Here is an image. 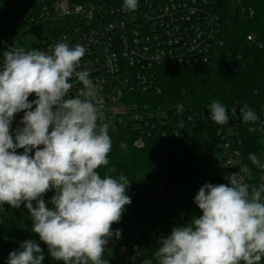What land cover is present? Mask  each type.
<instances>
[{
	"label": "clouds",
	"instance_id": "9594fccd",
	"mask_svg": "<svg viewBox=\"0 0 264 264\" xmlns=\"http://www.w3.org/2000/svg\"><path fill=\"white\" fill-rule=\"evenodd\" d=\"M138 0H123L124 11H135ZM86 49L57 43L43 51L9 47L0 69V207L19 209L23 204L32 222L31 231L47 245L54 261L63 264H109L105 247L115 235L131 181L124 174L101 176L112 151L110 122L102 106L94 102L98 86L87 70L78 71ZM75 76L82 84L70 93ZM34 94L37 99L29 102ZM33 105L35 108L33 110ZM24 112L13 135L16 113ZM216 124L229 122L228 110L219 101L209 108ZM244 124L259 121L247 105L240 107ZM183 127V125H181ZM256 131L255 127L249 128ZM42 146V147H41ZM122 148L127 146L122 144ZM17 149H23L22 154ZM34 150V155H30ZM252 165L264 163L249 153ZM237 162L228 161L229 165ZM227 177L228 184L206 183L194 197L202 215L186 226H176L159 238L158 248L141 264H261L264 260V184L245 182L252 172L247 164ZM54 195L50 209L43 196ZM139 255V253H137ZM39 243L26 240L20 251L9 254L8 264H42Z\"/></svg>",
	"mask_w": 264,
	"mask_h": 264
},
{
	"label": "trees",
	"instance_id": "16d2710c",
	"mask_svg": "<svg viewBox=\"0 0 264 264\" xmlns=\"http://www.w3.org/2000/svg\"><path fill=\"white\" fill-rule=\"evenodd\" d=\"M53 1L0 0V65L10 46L31 50L41 41L62 34L64 20L42 18ZM72 1L85 6L123 4V0ZM217 1L224 46L215 51L213 60L206 65L162 68L161 93L136 97L156 114L165 111L167 124L162 125L157 119L150 136L144 135L145 146L141 149L135 143L142 135L130 123L109 134L110 163L108 168L98 171L103 176L114 166L112 176L124 174L131 181L126 192L131 203L125 206L120 222L114 223L112 230L115 233L122 226L120 237L114 235L113 240L137 247L139 255L136 253L133 264L151 258L159 238L170 235L174 227L186 226L193 216L202 215L194 197L204 184H228V176L243 175L239 172L243 164L252 172L245 182L257 187L264 184V169L248 159V154L254 153L264 163V0ZM250 9L255 12L253 18L246 16ZM252 34L256 44L247 40ZM224 63L233 66L235 72L225 70ZM213 101H219L228 110L227 124L219 125L210 119ZM179 105L183 112L175 114L173 109ZM244 105L259 116L255 125L244 124L241 115L235 116L237 108ZM250 127L256 131L250 132ZM223 136L231 138L241 149L240 161L234 167L226 166ZM122 144L127 147L122 148ZM53 195L54 190H50L43 196L50 209ZM29 215L23 204L19 209L8 204L0 207V264L1 260L8 264L10 252L20 251L26 240L39 243L45 257L42 264H63L51 258L47 245L31 231Z\"/></svg>",
	"mask_w": 264,
	"mask_h": 264
},
{
	"label": "built area",
	"instance_id": "2783aa9c",
	"mask_svg": "<svg viewBox=\"0 0 264 264\" xmlns=\"http://www.w3.org/2000/svg\"><path fill=\"white\" fill-rule=\"evenodd\" d=\"M122 5L85 6L72 0H54L45 8L42 18L64 20L65 28L62 34L41 41L34 49L47 51L60 42L69 47L82 45L86 53L77 70L89 71L90 79L98 86L94 102L102 106L110 122L109 134L130 123L142 135L135 143L141 149L145 146L144 135L156 128L157 119L166 125L168 116L165 111H158V116L136 97L161 93L159 73L162 68L210 63L215 51L224 46L223 26L217 0H138L135 11H124ZM254 14L253 9L246 12L249 18ZM247 40L257 43L253 34ZM230 70L235 72L233 66ZM70 83L74 85L70 95L74 96L83 86L75 76ZM35 99L34 94L29 96V102ZM173 110L175 114H182L183 107L179 105ZM17 114L11 124L13 135L16 129L23 127L24 112L20 119ZM222 141L226 166L229 160L237 165L241 158L239 145L227 136H223ZM16 151L22 154L24 150ZM30 155H34V150ZM113 249L115 253L110 252ZM136 253L137 247L112 237L105 247L104 257L109 264H133Z\"/></svg>",
	"mask_w": 264,
	"mask_h": 264
},
{
	"label": "water",
	"instance_id": "95a60500",
	"mask_svg": "<svg viewBox=\"0 0 264 264\" xmlns=\"http://www.w3.org/2000/svg\"><path fill=\"white\" fill-rule=\"evenodd\" d=\"M223 68H224L225 70H227V71L230 70V66H229L227 63H224V64H223ZM235 116H240V108H239V107L237 108V110H236V112H235ZM17 117H18V119H20V117H21V112H19V113L17 114Z\"/></svg>",
	"mask_w": 264,
	"mask_h": 264
},
{
	"label": "rangeland",
	"instance_id": "374dc122",
	"mask_svg": "<svg viewBox=\"0 0 264 264\" xmlns=\"http://www.w3.org/2000/svg\"><path fill=\"white\" fill-rule=\"evenodd\" d=\"M111 253H115L116 252V250L115 249H113V250H111L110 251ZM104 259H107L108 260V258L107 257H104ZM1 262H2V264H5L2 260H1Z\"/></svg>",
	"mask_w": 264,
	"mask_h": 264
}]
</instances>
